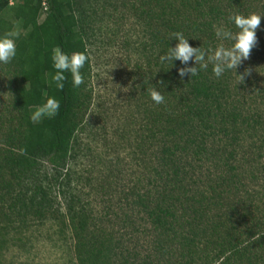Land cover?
Instances as JSON below:
<instances>
[{"label": "trees", "instance_id": "obj_1", "mask_svg": "<svg viewBox=\"0 0 264 264\" xmlns=\"http://www.w3.org/2000/svg\"><path fill=\"white\" fill-rule=\"evenodd\" d=\"M91 1L14 0L9 7L8 0H0V36L9 35L16 45L15 57L0 64L12 90L6 108L13 112L0 122V233L64 220L77 264H264V234L253 238L264 226V87L257 73L242 61L235 69L243 75L241 83L232 71L216 78L211 63L196 76L179 77L177 69L195 66L191 59L171 67L159 61L175 46L174 32L211 55L221 43L214 26L235 31L229 17L264 14V0H172L174 10L166 4L159 17L164 31L148 30L142 46L136 94L150 85L162 92L167 126L158 127L156 109L141 105L140 116L154 119L147 134L134 131L129 147L145 173L127 186L114 173L102 175L98 185L84 174L76 178L72 167L79 159L74 144L83 129L77 114L84 82L74 88L65 73L62 90L51 83L55 47L69 55L84 53L83 81L88 75L81 24ZM103 1L112 9L129 6L143 23L150 18L151 12L136 6L138 0ZM19 17L22 32L14 36ZM256 41L249 60L264 44ZM48 97L60 101L58 113L32 122L33 111ZM259 180L263 189L245 187L246 181ZM103 183L102 197L116 201L96 211L97 196L95 202L88 198ZM242 193L247 196L236 198ZM240 230L244 245L235 235ZM214 238L218 253L209 261L207 243L213 245ZM141 240L146 247L138 246Z\"/></svg>", "mask_w": 264, "mask_h": 264}, {"label": "rangeland", "instance_id": "obj_2", "mask_svg": "<svg viewBox=\"0 0 264 264\" xmlns=\"http://www.w3.org/2000/svg\"><path fill=\"white\" fill-rule=\"evenodd\" d=\"M124 1L127 3L132 0ZM174 3L177 4L172 0H138L136 6L151 12L149 20L143 23L133 14V10L128 9L129 6L125 9L121 7L112 9L103 0L91 1L86 18L81 24L89 68L80 98L82 104L77 114V119L82 121L83 129L78 133L74 144L79 152V159L72 167V171L79 173H75L76 178L84 174L89 181L97 179L98 185V178L114 173L121 179L120 184L127 186L144 176V169L136 165V157L131 154L133 151L129 147V140L135 136L134 131L142 130L141 134H147L152 124L151 120L154 119L140 116L141 105L145 104L148 111L156 109L159 117L155 116L157 121L155 124L159 123L158 127L167 126V123L164 116L165 103L157 105L151 101L150 87L142 95L136 94L140 90L141 81V72L137 65H144L141 50L148 39V30L164 31L165 27L159 18L161 11L168 7L166 4L174 10L172 7ZM12 5L8 3L9 7ZM254 13L264 15L260 12ZM263 18L256 30V37L264 41ZM21 32L19 17L15 19L12 34L16 36ZM257 52L253 59L244 60L242 64L244 66L248 64L249 72L251 71L253 75L257 73L255 79L264 87V44ZM7 73V70L0 67V122L7 121L9 116H13L11 109L6 108L12 93ZM82 181L84 184V180ZM75 182L76 180L72 184ZM261 183L260 180L258 183L255 181V184L246 181L245 187L251 188L254 185L255 188L263 189ZM101 185L99 188L94 186L95 193L90 192L88 198V201L95 202L92 198L94 194L97 196L98 203H93V209L96 211L116 201L114 198L102 197L101 191H104L106 184ZM88 191L89 189H84V194ZM246 196L242 193L236 195V198ZM101 198L104 199V203L100 202ZM254 200L260 202L256 198ZM254 234V240L262 236L264 226L256 228ZM235 235L238 241L240 240L239 245H244L242 243L246 242H244L246 235L243 231L240 230ZM210 242L213 245L209 246L203 241L200 248L204 249L207 243L210 255L204 256L210 258L209 261L218 253L215 238ZM72 244L64 220L0 233V264H77ZM144 244L146 242L141 240L138 246L146 247ZM140 256L141 259L144 258V252L140 251Z\"/></svg>", "mask_w": 264, "mask_h": 264}, {"label": "clouds", "instance_id": "obj_3", "mask_svg": "<svg viewBox=\"0 0 264 264\" xmlns=\"http://www.w3.org/2000/svg\"><path fill=\"white\" fill-rule=\"evenodd\" d=\"M264 15L249 13L247 15L235 13L229 17L230 23L235 31L224 26H214V35L218 41H221L217 47L210 50H201V48H192L182 32L172 33L170 40L176 41L175 46L168 48L166 54L159 55L161 64H170L173 61H179L181 65H187L191 59L194 67H181L177 69V75L184 77L186 74L196 76L199 70H207L209 64H212V74L220 78L225 72L232 71L242 61L247 60L251 50L256 45V30L260 25L261 18ZM224 41L229 42L225 46ZM16 55V45L14 38L9 35L0 36V64L9 63ZM87 56L84 53L74 52L70 55L63 52L59 47L52 49L51 61L54 74L51 75V83L57 90H62L66 80L67 73L71 77L72 86L78 88L84 81L81 74ZM199 65V68L197 67ZM246 74V73H245ZM241 83L243 75H236ZM149 96L153 103L159 105L164 102V95L156 87L150 85ZM60 108V101L55 97H48L42 105H39L33 111L30 119L34 123H39L41 119H51L56 116Z\"/></svg>", "mask_w": 264, "mask_h": 264}, {"label": "built area", "instance_id": "obj_4", "mask_svg": "<svg viewBox=\"0 0 264 264\" xmlns=\"http://www.w3.org/2000/svg\"><path fill=\"white\" fill-rule=\"evenodd\" d=\"M8 3L12 5L14 3V0H8Z\"/></svg>", "mask_w": 264, "mask_h": 264}]
</instances>
